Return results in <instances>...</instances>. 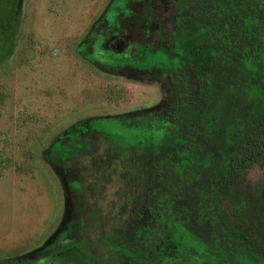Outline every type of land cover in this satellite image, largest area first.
Returning <instances> with one entry per match:
<instances>
[{
	"label": "rangeland",
	"instance_id": "rangeland-1",
	"mask_svg": "<svg viewBox=\"0 0 264 264\" xmlns=\"http://www.w3.org/2000/svg\"><path fill=\"white\" fill-rule=\"evenodd\" d=\"M167 1L0 0V264H228L179 224L149 241L171 77L218 52ZM238 200L264 235V162Z\"/></svg>",
	"mask_w": 264,
	"mask_h": 264
},
{
	"label": "trees",
	"instance_id": "trees-1",
	"mask_svg": "<svg viewBox=\"0 0 264 264\" xmlns=\"http://www.w3.org/2000/svg\"><path fill=\"white\" fill-rule=\"evenodd\" d=\"M174 3L205 18L218 52L207 67L171 77V127L143 201L165 218L153 223L149 241L168 244L179 224L228 264H264V235L238 200L243 173L264 162V0Z\"/></svg>",
	"mask_w": 264,
	"mask_h": 264
},
{
	"label": "flooded vegetation",
	"instance_id": "flooded-vegetation-1",
	"mask_svg": "<svg viewBox=\"0 0 264 264\" xmlns=\"http://www.w3.org/2000/svg\"><path fill=\"white\" fill-rule=\"evenodd\" d=\"M171 2L172 8L175 10V3L174 0H169L167 3ZM127 45V38L125 36L121 37H113L111 40L106 44L107 49L113 52H121L125 49Z\"/></svg>",
	"mask_w": 264,
	"mask_h": 264
}]
</instances>
